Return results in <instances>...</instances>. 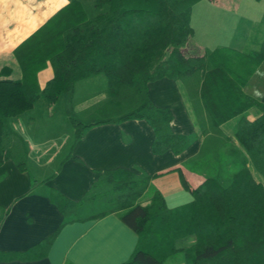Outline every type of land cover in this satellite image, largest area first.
<instances>
[{
    "label": "crops",
    "instance_id": "obj_1",
    "mask_svg": "<svg viewBox=\"0 0 264 264\" xmlns=\"http://www.w3.org/2000/svg\"><path fill=\"white\" fill-rule=\"evenodd\" d=\"M92 3V0H0V78L5 75L21 79L23 64H44L31 77L41 88L53 75L47 57V51L51 52L54 45L53 35L77 16L92 17L95 14ZM191 25L194 33L184 53L198 57L215 54L211 64H227V53L248 54L252 47L259 48L264 37V0H200L192 8ZM3 68L9 70L2 74ZM101 75L75 83L76 113L107 100V80ZM202 75H195L185 83L168 77L148 83L152 103L168 107L173 113L171 130L189 138L188 147L179 154L171 150L154 154L151 148L154 132L144 119L94 125L75 141L64 94L52 104L39 97L31 108L7 117L8 128L26 139L30 149L26 171H19L12 160L0 166V264L127 261L136 247L137 234L122 222L120 211L93 217L111 206L91 213L85 207L97 199H85L75 214L65 216L50 198L51 190L55 189L71 200L83 199L104 170L124 167L152 176L146 190L152 189L150 197L159 191L169 207L192 199L181 182L179 170L191 186L212 177L200 174L195 167L202 163L199 159L205 149L211 150L209 157L217 149L224 150L225 165L233 168L227 174L230 179L242 166H248L260 179L235 138L239 116L216 126L210 123L201 96ZM84 86L91 87L84 90ZM242 91L264 104V58L253 66ZM259 113L257 107L251 106L243 115L254 119ZM54 233L46 253L37 256L40 248L36 246ZM184 243L187 242L178 245ZM163 264H185L184 255L178 252Z\"/></svg>",
    "mask_w": 264,
    "mask_h": 264
},
{
    "label": "trees",
    "instance_id": "obj_2",
    "mask_svg": "<svg viewBox=\"0 0 264 264\" xmlns=\"http://www.w3.org/2000/svg\"><path fill=\"white\" fill-rule=\"evenodd\" d=\"M92 1V17L77 16L53 35L54 45L47 51L53 75L41 88L31 77L44 64H23L21 79L0 78V166L12 160L19 171H26L30 149L5 119L31 108L39 97L52 104L62 94L75 141L94 125L144 119L154 132L152 152L179 154L188 147L189 138L171 130L173 113L152 103L148 83L163 77L185 83L203 74L201 96L210 123L216 126L239 116L235 138L264 177V104L242 91L255 64L241 70L211 64L215 54L184 53L194 33L192 8L200 0ZM253 54L256 64L264 58V37ZM8 70L3 68L2 74ZM100 73L107 80V100L98 109L111 115L83 121L74 111V85ZM251 106L260 111L254 119L243 115ZM179 172L192 199L173 207L157 190L147 203H139L152 176L124 167L102 171L81 200H71L55 189L50 198L65 216L75 214L85 199L111 205L93 217L120 211L122 222L137 234L133 253L120 264H163L178 252L185 264H264V181L248 166L238 168L227 185L205 177L191 186ZM55 235L36 246L37 256L46 253Z\"/></svg>",
    "mask_w": 264,
    "mask_h": 264
},
{
    "label": "rangeland",
    "instance_id": "obj_3",
    "mask_svg": "<svg viewBox=\"0 0 264 264\" xmlns=\"http://www.w3.org/2000/svg\"><path fill=\"white\" fill-rule=\"evenodd\" d=\"M254 48H251V51L249 50L248 54H241V55H234V54H230L227 53L226 58V63L229 67L231 68H239L241 70H243L244 68H247V66L249 64H256L254 59L255 56L253 53H255L256 50H253ZM256 49V48H255ZM253 54V55H252ZM217 59V58H216ZM248 64V65H247ZM217 65V64H216ZM103 76V75H101ZM91 86H84V90H88ZM105 103L102 102L97 106H93L90 107L88 109L82 110L78 113H76L77 117L80 118L83 121H91L94 119H98L101 117H106L109 116L111 114L109 113H105L103 111H100L97 107L103 106ZM119 111V110H117ZM113 115V114H112ZM211 151V150H210ZM210 151L208 149H205L203 151V154L200 157V162H202L201 164H199L200 166H195L198 167L199 171L201 172L200 174H205L208 176H212V177H216L219 179L220 183H222L223 185H227L230 181L229 176H227V174L233 169V168H228V166L225 165L227 159H226V155L224 153L223 149H217L214 151L215 154H213V156L209 157L207 154L210 153ZM207 155V157H206ZM202 158V159H201ZM256 176H258L261 180L264 181V177H261L259 174L255 173ZM151 191L152 189H148L146 190L141 197L139 198V203L141 204H145L147 203L150 195H151ZM171 203V202H169ZM111 205L108 204L106 201L102 200V199H97L94 202H91L87 205V207H85V211H91L92 212H98L104 209L109 208ZM191 241V240H190ZM189 243V242H187ZM186 243V244H187Z\"/></svg>",
    "mask_w": 264,
    "mask_h": 264
}]
</instances>
